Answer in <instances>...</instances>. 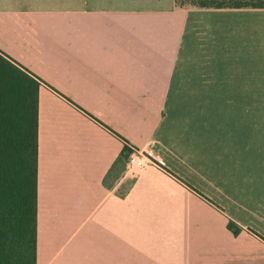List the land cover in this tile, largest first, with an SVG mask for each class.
Masks as SVG:
<instances>
[{
  "label": "crops",
  "instance_id": "0c3cea01",
  "mask_svg": "<svg viewBox=\"0 0 264 264\" xmlns=\"http://www.w3.org/2000/svg\"><path fill=\"white\" fill-rule=\"evenodd\" d=\"M0 49L46 82L37 264H264V9L0 0Z\"/></svg>",
  "mask_w": 264,
  "mask_h": 264
},
{
  "label": "trees",
  "instance_id": "16d2710c",
  "mask_svg": "<svg viewBox=\"0 0 264 264\" xmlns=\"http://www.w3.org/2000/svg\"><path fill=\"white\" fill-rule=\"evenodd\" d=\"M177 2L199 9H264V0ZM44 84L0 49V264H37L39 91ZM131 152L125 142L123 155ZM229 228L241 232L233 221Z\"/></svg>",
  "mask_w": 264,
  "mask_h": 264
},
{
  "label": "built area",
  "instance_id": "2783aa9c",
  "mask_svg": "<svg viewBox=\"0 0 264 264\" xmlns=\"http://www.w3.org/2000/svg\"><path fill=\"white\" fill-rule=\"evenodd\" d=\"M130 148L132 152L127 158V165L133 173L140 172L149 166L162 168L165 165L161 157L152 149H139L133 146H130Z\"/></svg>",
  "mask_w": 264,
  "mask_h": 264
},
{
  "label": "rangeland",
  "instance_id": "374dc122",
  "mask_svg": "<svg viewBox=\"0 0 264 264\" xmlns=\"http://www.w3.org/2000/svg\"><path fill=\"white\" fill-rule=\"evenodd\" d=\"M132 176H133V178H135L136 175L135 174H132Z\"/></svg>",
  "mask_w": 264,
  "mask_h": 264
}]
</instances>
